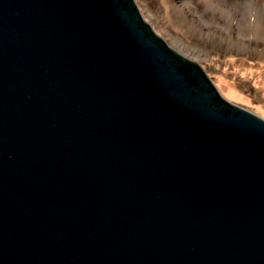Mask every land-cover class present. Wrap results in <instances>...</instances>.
<instances>
[{
    "label": "water",
    "instance_id": "obj_1",
    "mask_svg": "<svg viewBox=\"0 0 264 264\" xmlns=\"http://www.w3.org/2000/svg\"><path fill=\"white\" fill-rule=\"evenodd\" d=\"M0 264H264V120L133 0H0Z\"/></svg>",
    "mask_w": 264,
    "mask_h": 264
},
{
    "label": "rangeland",
    "instance_id": "obj_2",
    "mask_svg": "<svg viewBox=\"0 0 264 264\" xmlns=\"http://www.w3.org/2000/svg\"><path fill=\"white\" fill-rule=\"evenodd\" d=\"M190 1L134 3L151 30L168 48L197 64L223 100L264 120V71L258 70L264 66V40L251 31H238L234 27L238 23L229 27L227 20L229 13L236 16L240 9L246 15L236 19L239 24H255L252 15L257 11L260 18L264 17V0H211L216 7H210L206 0H192V5L184 6ZM180 43L198 58L183 52ZM260 72L257 77L255 73ZM229 91L236 97L228 96Z\"/></svg>",
    "mask_w": 264,
    "mask_h": 264
},
{
    "label": "bare ground",
    "instance_id": "obj_3",
    "mask_svg": "<svg viewBox=\"0 0 264 264\" xmlns=\"http://www.w3.org/2000/svg\"><path fill=\"white\" fill-rule=\"evenodd\" d=\"M206 3L210 6V7H216V6H214L213 5V3H211V0H206ZM211 3V4H210ZM188 4H191L192 5V0L190 1V2H188V3H185L184 4V6H187ZM246 11H244V13L243 12H241V10L239 9V11H238V13H237V15L236 16H234V15H232L231 13H229L228 14V17H227V20H228V22H229V27H231V25H235V23L237 24L238 23V26H234L238 31H240V32H242V33H245V32H253L254 34H256L259 38H262L263 40H264V17L263 18H260V16H259V14H258V12L256 11V12H254V14L252 15L253 17V19L255 20V21H253V22H255V24H250V23H248V22H246L245 21V18H243L242 20H244L245 22H241L242 20H240V24H239V22L236 20L239 16L240 17H243L244 15H246V13H245ZM225 15V14H224ZM259 20V21H258ZM233 22H235V23H233ZM254 25V26H253ZM254 31H257V33L256 32H254ZM250 32V33H251ZM260 33V34H259ZM262 40V41H263ZM184 44H182V43H180L178 46H180L181 47V49L183 50V52H185V53H189L191 56H193V57H195V58H198V55L197 54H195V53H193L192 51H190L189 49H188V47L186 48L185 46H183ZM258 70L259 71H264V66H258ZM255 73L256 74V76L257 77H260L261 75H262V73ZM228 96H231V97H233V98H235L236 96V93L234 92V91H229L228 92V94H227Z\"/></svg>",
    "mask_w": 264,
    "mask_h": 264
},
{
    "label": "clouds",
    "instance_id": "obj_4",
    "mask_svg": "<svg viewBox=\"0 0 264 264\" xmlns=\"http://www.w3.org/2000/svg\"><path fill=\"white\" fill-rule=\"evenodd\" d=\"M133 2H134V0H133ZM135 4V3H134ZM146 23V22H145ZM151 29V28H150ZM153 32V31H152ZM154 34H155V32H153ZM156 35V34H155ZM157 36V35H156ZM158 37V36H157ZM159 38V37H158ZM160 40H162L161 38H159ZM163 41V40H162ZM164 42V41H163Z\"/></svg>",
    "mask_w": 264,
    "mask_h": 264
}]
</instances>
